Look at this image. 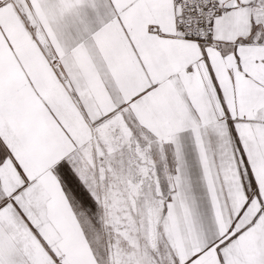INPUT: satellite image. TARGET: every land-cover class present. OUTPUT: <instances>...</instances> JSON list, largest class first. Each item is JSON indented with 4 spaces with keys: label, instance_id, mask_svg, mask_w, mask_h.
<instances>
[{
    "label": "snow or ice",
    "instance_id": "obj_1",
    "mask_svg": "<svg viewBox=\"0 0 264 264\" xmlns=\"http://www.w3.org/2000/svg\"><path fill=\"white\" fill-rule=\"evenodd\" d=\"M0 264H264V0H0Z\"/></svg>",
    "mask_w": 264,
    "mask_h": 264
}]
</instances>
